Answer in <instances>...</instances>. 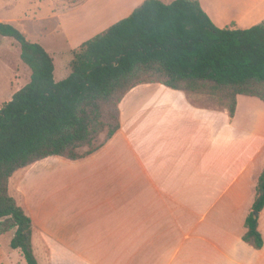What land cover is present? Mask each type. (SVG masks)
<instances>
[{
	"label": "crops",
	"instance_id": "0c3cea01",
	"mask_svg": "<svg viewBox=\"0 0 264 264\" xmlns=\"http://www.w3.org/2000/svg\"><path fill=\"white\" fill-rule=\"evenodd\" d=\"M143 1L119 2L114 21ZM90 2L57 14L71 51L115 23L87 38L68 30L63 13ZM200 2L219 27L264 21V0ZM70 68L62 69L65 77ZM155 85L166 91H139ZM254 97L238 95L231 118L227 109L197 104L186 91L140 84L120 103V129L98 150L76 161L51 156L34 163L68 165L40 176L37 199L23 198L35 252L38 247L44 259L39 262L264 264V246L243 239L264 168V121L257 129L243 116L250 108L244 102ZM259 229L264 238V209Z\"/></svg>",
	"mask_w": 264,
	"mask_h": 264
},
{
	"label": "trees",
	"instance_id": "16d2710c",
	"mask_svg": "<svg viewBox=\"0 0 264 264\" xmlns=\"http://www.w3.org/2000/svg\"><path fill=\"white\" fill-rule=\"evenodd\" d=\"M0 34L19 43L32 70L30 81L0 109V235L15 230L11 247L27 264L41 263L32 217L11 193L12 176L51 156L76 161L98 150L120 129V103L132 88L161 83L186 91L197 104L225 108L231 118L238 95L264 101V21L219 27L200 0H144L74 49L71 72L60 81L41 43L2 20ZM263 209L264 168L243 235L257 249L264 238L255 211Z\"/></svg>",
	"mask_w": 264,
	"mask_h": 264
},
{
	"label": "rangeland",
	"instance_id": "374dc122",
	"mask_svg": "<svg viewBox=\"0 0 264 264\" xmlns=\"http://www.w3.org/2000/svg\"><path fill=\"white\" fill-rule=\"evenodd\" d=\"M86 0H0V19L5 22H11L23 31H26L28 38L39 42L55 57L56 71L55 79L60 81L65 77L62 69L70 66L74 53L70 50L65 36L60 29L57 14L74 7H78ZM123 0H93L86 6H82L75 11L66 12L63 16L67 29L73 28L75 34L80 33V37L87 38L91 32L99 30L102 26L115 22V16H118L117 5ZM116 5V6H115ZM111 12L104 21L96 20L98 13ZM117 12V13H116ZM88 20L87 24L83 23ZM79 23H82L79 25ZM72 26V27H71ZM92 26V27H91ZM71 33V31H69ZM71 51V52H70ZM70 60V61H69ZM71 69V68H70ZM32 70L21 58V48L19 43L9 36L0 34V109L6 102H9L13 94L27 84L31 79ZM139 91H166L157 85L153 87H144ZM249 99V98H248ZM248 100L250 108L243 116L250 125L257 129H262L259 124L264 121V106L260 98ZM213 106V105H211ZM110 120V118H109ZM111 121V120H110ZM108 128L105 129L97 138L98 144L103 141L107 135ZM83 148L82 151H86ZM54 169L63 170L68 167L64 163L45 162L35 166H29L26 169L18 170L10 180L11 193L18 197L20 201L23 198H38V182L40 176L49 173ZM51 169V170H50ZM53 190V189H52ZM32 192V193H30ZM15 230L0 235V264H27L22 251L11 247V240ZM36 254L41 263L44 259L42 252L36 247Z\"/></svg>",
	"mask_w": 264,
	"mask_h": 264
},
{
	"label": "water",
	"instance_id": "95a60500",
	"mask_svg": "<svg viewBox=\"0 0 264 264\" xmlns=\"http://www.w3.org/2000/svg\"><path fill=\"white\" fill-rule=\"evenodd\" d=\"M259 215V212L258 211H255V216L257 217Z\"/></svg>",
	"mask_w": 264,
	"mask_h": 264
}]
</instances>
